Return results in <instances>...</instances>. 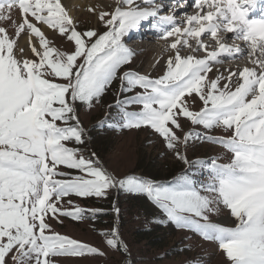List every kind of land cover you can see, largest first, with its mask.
<instances>
[{
    "label": "snow or ice",
    "instance_id": "obj_1",
    "mask_svg": "<svg viewBox=\"0 0 264 264\" xmlns=\"http://www.w3.org/2000/svg\"><path fill=\"white\" fill-rule=\"evenodd\" d=\"M258 4L264 0H173L165 14L160 0H116L108 10L88 9L100 32L78 30L80 22L62 0H0V264L106 255L56 232L49 220H84L86 209L70 199L66 206L65 198H107L112 191L153 206L149 223L216 244L226 264H264V15L250 17ZM178 5L198 11L178 19ZM145 21L170 52L155 78L132 68L136 51L126 40ZM42 29L72 42L71 52L55 47ZM225 34L245 46L229 44ZM208 37L215 48L205 43ZM25 38L27 49L20 43ZM225 56L251 66L220 72ZM214 68L219 74L210 78ZM114 81L120 85L115 102L96 127L152 130L187 166L180 175L159 180L110 170L92 150L78 109L99 106ZM194 96L202 102L199 110L191 108ZM184 118L201 130L185 133ZM217 129L225 134H209ZM198 140L221 146L226 160L189 159L187 149ZM201 169L206 179L199 178ZM112 211L121 216L115 202ZM224 211L223 221L213 219ZM102 235L127 264H139L119 219Z\"/></svg>",
    "mask_w": 264,
    "mask_h": 264
},
{
    "label": "rangeland",
    "instance_id": "obj_2",
    "mask_svg": "<svg viewBox=\"0 0 264 264\" xmlns=\"http://www.w3.org/2000/svg\"><path fill=\"white\" fill-rule=\"evenodd\" d=\"M64 1L62 0L63 4H65ZM104 1L110 3V5H100L96 1L98 10H108L116 4V0ZM192 10L193 7H190L189 12H192ZM76 19L80 22L78 30L95 29L100 32L104 30L103 26L97 22L96 15L89 11L80 12ZM147 26L149 30H146L145 33H149L151 29L150 25ZM46 35L55 47L62 51L71 52L73 43L67 41L65 37L60 36L55 31L46 32ZM134 35H132L133 40L131 37H126L129 46L136 51L132 68L141 74L150 73L153 78L159 76L162 74L166 62L146 72L153 52H150L152 50L144 39L136 40L137 35H135L136 37ZM153 38L157 39V36H153ZM233 42L236 43V41ZM142 47L145 49H142ZM167 54H170V52ZM123 70H127V67ZM215 75H217L215 72L209 73L210 78H214ZM57 82L60 81L57 80ZM119 86V81H114L111 90L105 94L103 102L94 109L89 110L83 106L78 109L83 126L88 131L89 136L93 138L90 147L100 155L105 166L110 170L118 169L121 173L128 174L151 173L159 180H172L186 170L187 166L166 149L162 138L158 134H154L149 129L115 132L96 127L99 121L104 119L105 115L111 111L107 105L115 102ZM194 98L196 103L191 105V108L192 110H199L202 102L198 100V97L194 96ZM181 124L185 133L192 131L194 128L196 131L201 130L199 126L191 125V122L186 118L181 120ZM177 134L182 135L178 130ZM209 134L220 137L225 133L222 129H217ZM68 146L76 147L77 145L69 143ZM187 155L191 160H210L218 156L224 157L225 160L227 158L221 146L203 140L191 142L190 147L187 149ZM206 176V170L201 169L199 178L203 180L206 179ZM69 199L73 201L74 205L86 209L85 219L74 221L71 218L62 217L63 223L51 219L49 223L52 228L62 235H68L71 238L98 247L106 255L65 258L64 264H127V258L119 251L110 249L106 245L105 237L102 235L103 232L116 225L117 219H119L122 238L131 246L133 257L139 264H226L225 257L218 250L216 244L204 241L198 234L188 230L176 229L172 225L149 223L154 209L146 200L130 199L126 194L115 191L110 192L107 198L67 197L63 201L66 206ZM114 202L121 207L119 218L112 211ZM95 209L102 211L93 217L92 210ZM227 217L228 212L224 211L221 216H214L213 219L220 222Z\"/></svg>",
    "mask_w": 264,
    "mask_h": 264
},
{
    "label": "bare ground",
    "instance_id": "obj_3",
    "mask_svg": "<svg viewBox=\"0 0 264 264\" xmlns=\"http://www.w3.org/2000/svg\"><path fill=\"white\" fill-rule=\"evenodd\" d=\"M96 1H98V3H100V5L101 4H103V5H110V3H107L104 0H101V1H99V0H65L64 2H65V6L69 10L70 14L73 17L78 18V14L80 12H82V11H88V9L90 7H93V6H95L97 8V5L98 4L96 3ZM110 1H112V0H110ZM160 2L165 3L166 7L164 9V12H165V14H167V12H168L167 5L171 4L173 2V0H160ZM190 3H191V0H189V4ZM196 11H198V10L193 7L192 12H190V13H194ZM185 12H189V7H183V6H179L178 5L177 6V10L175 12V15L179 19ZM147 25H150V22H148V21L143 22V24L141 26L142 27V30L144 29L143 33H145L146 30H149ZM145 26H147V27H145ZM44 30L47 33L52 32V30H47V29H44ZM134 34L135 33L133 31L129 35V37H131L132 40H133L132 35H134ZM231 35L232 34H225V39L227 40V42L229 44L235 43V42H233V40H231V38H230ZM153 36H157V35H156V33L154 31H152L150 29L149 33H145V34L139 33L137 35V38H136V40H138V39H144L146 41V44H148L149 48L152 50L150 52H153V53H151V58H150L151 60L148 63L146 72H149L150 70L153 69L152 66L155 64V62L157 60H159V62H160L159 64H161L163 62H166L167 57L170 55V54H167V53H169V51L167 49L168 41H165V40H162V39L159 40L158 37H157V39H154ZM172 39H174V38H169V41H171ZM201 39L204 40L205 37L202 36ZM20 43H21V47H24V48L27 49V39L26 38L23 39ZM190 43H192L193 45H195V42L194 41H190ZM205 43H207L210 46V48H215L216 47L215 41L211 37H208L205 40ZM235 44H238L241 47H244L245 46V42H243V41H236ZM142 49H145V48L142 47ZM184 54H188V50L187 49L184 50ZM203 54L204 53H202V52L196 53V55H198V56H202ZM29 55H31V54L29 53ZM223 59H224L225 62L222 65H219L218 66L220 72H225L226 73V70H231V69H234V68H237V67L242 68L243 66H246V65L247 66H251L250 65V62L247 59L237 58V59L230 60L226 56L223 57ZM158 65H156V66H158ZM213 72H215V74L216 73L219 74L217 72L216 68L213 69Z\"/></svg>",
    "mask_w": 264,
    "mask_h": 264
},
{
    "label": "trees",
    "instance_id": "obj_4",
    "mask_svg": "<svg viewBox=\"0 0 264 264\" xmlns=\"http://www.w3.org/2000/svg\"><path fill=\"white\" fill-rule=\"evenodd\" d=\"M171 173L169 172V175H170Z\"/></svg>",
    "mask_w": 264,
    "mask_h": 264
}]
</instances>
